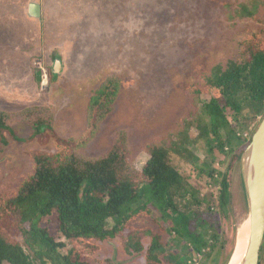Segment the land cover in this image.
<instances>
[{"label": "rangeland", "instance_id": "1", "mask_svg": "<svg viewBox=\"0 0 264 264\" xmlns=\"http://www.w3.org/2000/svg\"><path fill=\"white\" fill-rule=\"evenodd\" d=\"M32 1L41 4L43 21L29 16ZM32 1L18 0L20 11L0 18V111L12 119L11 131L0 132V190L15 188L33 171L34 151H57V138L64 145L87 142L80 152L94 158L105 154L123 131L131 158L141 170L149 159L146 144L173 133L188 118L195 109L193 89L201 86L215 61L227 57L235 34L222 8L210 7L207 0ZM90 2L104 4L103 12H77ZM58 61L61 69L55 73ZM37 70L43 74L40 82ZM110 78L120 82V94L113 112L93 130L88 104ZM201 99L204 104L210 97ZM30 114L51 117L53 135L36 136ZM259 122L261 118L249 122L246 137ZM197 133L192 130L193 137ZM190 150L201 160L208 154L204 143L192 144ZM223 160L224 156L214 162L220 172L226 170L220 165ZM174 163L202 194H217L218 187L196 175L194 162L177 158ZM229 182V206L217 213L223 244L210 257L194 255V264H223L249 219L240 163ZM153 211L154 221L144 217L132 225L146 231L140 237L146 247L153 231L159 241L168 240L156 224L164 221ZM51 228L57 234L55 222ZM126 236L130 238L127 232ZM122 242L118 238L102 244L99 252H86L84 257L90 264H147L146 251L128 254ZM182 253L171 243L163 261L171 264L172 254ZM260 262L264 264V242Z\"/></svg>", "mask_w": 264, "mask_h": 264}, {"label": "trees", "instance_id": "2", "mask_svg": "<svg viewBox=\"0 0 264 264\" xmlns=\"http://www.w3.org/2000/svg\"><path fill=\"white\" fill-rule=\"evenodd\" d=\"M17 2L0 0V18L17 12ZM207 2L222 8L235 34L227 57L215 61L201 86L193 89L195 109L188 118L173 133L146 144L149 159L141 170L131 158L123 131L99 157L81 154L87 142L64 145L58 138L57 151H34L33 171L15 188L0 190V264H90L86 252H99L102 244L118 238L128 254L146 251L147 264H167L163 258L171 243L183 252L179 257L172 254L171 264H194V255L210 257L223 244L217 213L229 206V177L264 119V0ZM102 6L90 2L76 10L103 12ZM53 73L49 72L50 83ZM42 75L36 71L38 82ZM120 89V82L110 78L91 97L88 114L93 130L113 112ZM202 95L210 100L203 104ZM31 118L36 136L53 135L51 117ZM258 118L261 122L246 137L249 122ZM11 123V117L0 111V132L11 131ZM193 129L198 132L195 137ZM195 142L204 143L208 152L204 160L190 150ZM223 156L220 165L226 170L220 172L214 162ZM177 158L194 162L196 175L218 187L217 194L198 191L175 165ZM153 208L165 223L156 222L168 240L159 241L151 231L154 236L146 247L140 242L146 231L132 225L144 217L153 220ZM233 251L223 264L229 263Z\"/></svg>", "mask_w": 264, "mask_h": 264}, {"label": "water", "instance_id": "3", "mask_svg": "<svg viewBox=\"0 0 264 264\" xmlns=\"http://www.w3.org/2000/svg\"><path fill=\"white\" fill-rule=\"evenodd\" d=\"M29 16L41 19L42 6L31 3ZM61 62L54 67L59 73ZM243 182L249 208L250 234L245 256L241 264H260L261 250L264 242V119L254 133L251 143L240 159ZM235 253L229 264L233 261Z\"/></svg>", "mask_w": 264, "mask_h": 264}, {"label": "bare ground", "instance_id": "4", "mask_svg": "<svg viewBox=\"0 0 264 264\" xmlns=\"http://www.w3.org/2000/svg\"><path fill=\"white\" fill-rule=\"evenodd\" d=\"M238 184V183H236ZM250 232V225L249 221L244 223L243 227L240 229L237 237V243L235 248V257L231 264H241L243 261V258L245 256L247 244L249 241V233Z\"/></svg>", "mask_w": 264, "mask_h": 264}, {"label": "crops", "instance_id": "5", "mask_svg": "<svg viewBox=\"0 0 264 264\" xmlns=\"http://www.w3.org/2000/svg\"><path fill=\"white\" fill-rule=\"evenodd\" d=\"M43 14V13H42Z\"/></svg>", "mask_w": 264, "mask_h": 264}]
</instances>
